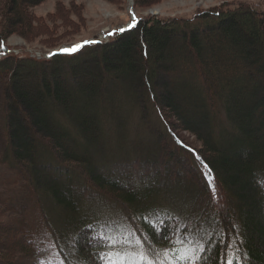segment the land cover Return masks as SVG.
I'll return each instance as SVG.
<instances>
[{
    "label": "trees",
    "instance_id": "16d2710c",
    "mask_svg": "<svg viewBox=\"0 0 264 264\" xmlns=\"http://www.w3.org/2000/svg\"><path fill=\"white\" fill-rule=\"evenodd\" d=\"M42 1L0 0V48L10 33L54 46L76 30L60 1L33 15ZM0 125V264H38L32 210L63 264L102 223L139 228L158 250L187 226L198 264H264V11L249 3L137 16L48 59L1 57Z\"/></svg>",
    "mask_w": 264,
    "mask_h": 264
},
{
    "label": "rangeland",
    "instance_id": "374dc122",
    "mask_svg": "<svg viewBox=\"0 0 264 264\" xmlns=\"http://www.w3.org/2000/svg\"><path fill=\"white\" fill-rule=\"evenodd\" d=\"M57 1H60L65 8L71 10V17L78 22L76 30L73 31V33L69 34L67 37L60 33L58 35L59 37L57 36L55 39L57 41L54 46H47L48 43L42 41L43 36L28 40L17 33H10L6 36L5 40L7 48H0V51L6 50L3 51L6 54L7 51H16L14 53L10 52L7 55H27L36 59H44L46 58V55L52 56L55 53V50L61 49L62 51L64 48L68 46L73 47L74 44L79 42L91 43L93 40L107 39L115 32H118L120 28L127 26V24L137 18V16H189L198 8L206 9L207 7L217 6L228 1H245L255 9L264 11V0H158L149 8H142L138 10V12L133 10L132 6L129 4V0L123 8L119 7L118 2L113 0H44L38 5L32 7L31 12L33 15L46 19L49 13L54 12ZM74 12L80 16V21L74 15ZM132 16H134V19H132ZM58 31L60 32L61 29L58 28ZM74 46V48L77 49V45ZM18 51H20V53L15 54ZM178 133L182 135L181 137L185 139L187 143L194 147L196 143H194L193 137L190 134L182 131ZM2 138L0 127V149L2 147ZM11 197L14 200L13 204H15L16 209H29L28 203L20 204L19 202H16L14 196ZM30 213L29 222H33L36 229L34 232L39 245L36 254L38 264H40V261L42 260L44 261V264H61L50 246V241L46 233L38 222V215H36L33 210ZM64 226L65 228L68 227H66V225ZM0 240L8 245V239H3L1 235ZM1 249H4V246Z\"/></svg>",
    "mask_w": 264,
    "mask_h": 264
},
{
    "label": "snow or ice",
    "instance_id": "6c2138e0",
    "mask_svg": "<svg viewBox=\"0 0 264 264\" xmlns=\"http://www.w3.org/2000/svg\"><path fill=\"white\" fill-rule=\"evenodd\" d=\"M132 26L129 25V27ZM2 46L0 43V47ZM178 227L169 226L168 235L160 234L161 239L167 241L170 247L165 246L158 250L155 247L144 245L143 239L147 238L136 237V231H139V228L133 230L126 224H117L113 229L109 224L102 223L99 225L98 231L83 234V247H81V238L74 239L72 251L79 257L78 264H95L97 258L103 264H165V262L167 264H194L197 262L198 264L201 259L206 260L207 258H202L197 254L203 252L204 247L196 239L193 231H187V226H185V233L181 234L179 239H173L177 235ZM177 244L181 245V248L177 249ZM170 253H172L171 258L169 257ZM40 264H44V261H40ZM225 264H233L232 259L225 256Z\"/></svg>",
    "mask_w": 264,
    "mask_h": 264
},
{
    "label": "built area",
    "instance_id": "2783aa9c",
    "mask_svg": "<svg viewBox=\"0 0 264 264\" xmlns=\"http://www.w3.org/2000/svg\"><path fill=\"white\" fill-rule=\"evenodd\" d=\"M64 49H67V50H72L73 48H72V46H68V47H66V48H64ZM63 49V50H64ZM7 50H9V49H7ZM3 51H6V50H3ZM3 51H0V57H2V56H4V55H7L8 53H10V52H13V51H7V54L5 53V52H3ZM14 52H16V51H14ZM13 52V53H14ZM18 53H20V51H18L17 53H15V54H18ZM40 54V53H39ZM50 57V55H46V58H49ZM43 58H44V55H43Z\"/></svg>",
    "mask_w": 264,
    "mask_h": 264
},
{
    "label": "water",
    "instance_id": "95a60500",
    "mask_svg": "<svg viewBox=\"0 0 264 264\" xmlns=\"http://www.w3.org/2000/svg\"><path fill=\"white\" fill-rule=\"evenodd\" d=\"M132 3H133V1H132V0H129V4L132 5ZM135 23H136V22L134 21V22L130 23L129 25H133V26H134ZM129 25L125 26V27L123 28V30H125V29H130V28L133 27V26H132V27H129Z\"/></svg>",
    "mask_w": 264,
    "mask_h": 264
},
{
    "label": "bare ground",
    "instance_id": "6f19581e",
    "mask_svg": "<svg viewBox=\"0 0 264 264\" xmlns=\"http://www.w3.org/2000/svg\"><path fill=\"white\" fill-rule=\"evenodd\" d=\"M96 41H98V40H96Z\"/></svg>",
    "mask_w": 264,
    "mask_h": 264
}]
</instances>
